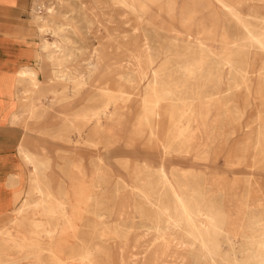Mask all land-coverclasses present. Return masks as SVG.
I'll return each instance as SVG.
<instances>
[{
	"label": "rangeland",
	"instance_id": "1",
	"mask_svg": "<svg viewBox=\"0 0 264 264\" xmlns=\"http://www.w3.org/2000/svg\"><path fill=\"white\" fill-rule=\"evenodd\" d=\"M183 1L160 0L156 4L160 10L152 9L150 16L160 26L166 20L165 26H169L168 20L172 16L179 23ZM171 2L174 3L173 12L168 7ZM252 4L264 3L255 1ZM37 6H42L37 12L45 15V21L40 25L50 27L56 32L55 37L45 36L37 30L34 20ZM51 7L48 13L52 14L47 15V8ZM243 13L248 20L252 19L249 9L245 8ZM211 14L213 10H204L196 14L194 21L201 18L208 21L207 16ZM255 23H251V30L259 35L264 26ZM26 24L30 29L29 38L36 47L35 52L27 53V61L33 60L26 63V67L38 72L40 86L31 87L29 81L20 84L18 101L16 99L6 108L4 121L21 129L20 144L28 143L25 149L35 154L32 162L40 167L34 171V164L25 159L18 148L24 175L22 180L11 177L19 185L16 204L10 209L6 203L7 213L0 218V246H4L0 250V264H60L71 260L82 264V258L69 256L85 254L82 251L85 244L93 249L98 246L97 251L89 250L95 255L88 258L91 264H116V260H120L119 264H203L195 258L197 251L190 253L187 247L190 239L185 234L182 220L175 217L179 226L170 230L164 220L157 228H161L163 234L158 233L156 225L150 222L154 209L136 197L160 194L164 197L159 205H173L172 195L162 184L160 170L163 168L152 167L160 164H166L167 171L163 170L181 197L184 194L196 201L200 199L203 206L217 214L230 230L221 238L225 249L238 254L245 243L244 235L253 230L249 226V216L255 211L264 213V51L253 49L246 40V32L236 28L232 21L227 28L229 43L236 40L238 44L230 45L224 60L235 62L238 72L233 78L225 76L220 88L223 93L208 96L206 89L201 88L202 96L189 111V107H177L175 98L167 95L169 89L153 82L152 73L143 83L138 74L133 83L125 82L123 78L126 72L137 70L133 59L135 52L142 57L145 67L152 60L154 69L164 66L169 72L179 70L180 65L191 60L186 55L192 53L189 44L163 41L145 20L118 6L114 0H33ZM220 26L217 35L222 34L223 27ZM189 33L180 32V35ZM44 40L56 45L48 51L54 58L72 56L71 67L80 75L76 82H66L54 75L47 78L48 68L41 60L45 53L42 49ZM244 47L247 50L251 47L247 59ZM212 49L219 50L218 41ZM194 54L198 59V52ZM94 57L101 58L100 64L95 74L89 75L88 66L95 62ZM208 61L215 62L213 58ZM195 65L191 69L195 71L196 68L195 77L201 78L197 76L199 66ZM227 69L224 66V70ZM50 71H54L53 66ZM79 82L81 86L84 84V88H80L84 91L72 93L80 86ZM146 86H150L149 90ZM82 93H85L86 102H77ZM164 97L168 100L166 103H163ZM71 101L75 103L74 107L68 106ZM132 105L134 110H130ZM195 120L200 127L199 136L190 141ZM171 133H180L185 138L174 139ZM36 180L41 182L42 193L34 191ZM62 204L67 208L68 216L60 209ZM134 204L144 207L143 217L136 212L130 215ZM22 205L25 210L19 214L16 211ZM42 207L47 208L45 217L38 216ZM34 221L39 223L34 224ZM62 227L68 231L64 232ZM120 228L128 230L122 234L117 231ZM50 231L55 233L50 236ZM25 237L30 240L24 241L26 244L36 242L40 248L21 246L19 243ZM52 239L55 243L66 239L75 241L80 250L71 252L57 246L50 249L47 244ZM195 249H198L197 245Z\"/></svg>",
	"mask_w": 264,
	"mask_h": 264
},
{
	"label": "bare ground",
	"instance_id": "2",
	"mask_svg": "<svg viewBox=\"0 0 264 264\" xmlns=\"http://www.w3.org/2000/svg\"><path fill=\"white\" fill-rule=\"evenodd\" d=\"M159 1L160 0H157V1L156 0H114L115 4H117L118 6H121L123 9L131 12L132 14L136 13L140 20H145L148 23V25L151 26L153 33L157 32L158 35L161 36L163 41L169 40L171 42V44L172 43L173 44H177V43L189 44L192 53L186 54V52H185V54L187 56L189 55L187 58L191 59V60H186L182 64V66L179 64L180 67L178 66V63H176L177 66L179 67V70L173 72V70H174L173 69L171 72H169L164 68V66H161L160 68H157V69L152 68L153 67L152 65L154 64V61H152V60H151V62H148L147 67H145L146 65L143 66V61H141L142 57L139 56V54H136V52H135V54L133 55L134 58L132 56L131 57L133 59H135L134 63H137V70L136 71H129L128 73L126 72V74L124 75L123 78H124L125 82L133 83L134 82V76L138 74L140 76L139 77L137 75L139 78V81H141L143 83V81H145L147 79L148 75L150 73H152L154 76V77L152 76L153 82L156 84H161V87L169 89V93L168 94L166 93V94L168 96H169V94H171V96L175 98L176 102L175 101L174 102L177 105V107L179 106V108H180V105L181 106L183 105V106H186L187 108L189 107L188 109H190L189 111H191V109H193L196 106L198 100L202 96V93H200V90L203 87L206 89L205 94L208 96L209 95L216 96L219 93H223V89H220V88H222V86H223V83L225 81V76L233 78L235 76V74L238 72L237 68L234 65L235 62L232 63V62H227L224 60V55L226 54V52H228L227 50L229 49L230 45L231 44H233V45L238 44L237 43L238 41H236V40H235V42L229 43V36L227 34V28L228 29L230 28V23L232 21L235 23L236 28L239 27L246 32V33H244L247 36L246 40L249 41V45L253 49H255V50L257 49L259 51H264V29L260 31L259 35L256 34L257 33L256 31L253 32V30H251V26H252L251 23L254 22V24H257V23H255V21L264 26V4H252V2H255V1L264 3V0H184L183 1V7H182L181 12H180L181 13L180 22L178 23L172 16L168 20L169 26H167V27L165 26L167 20L164 22V25L160 26L157 24L155 19L151 18V16H150V14L152 13V9L158 10V11L160 10L158 5H156L157 2H159ZM41 3H43V2H41ZM41 7L42 6H37V9L35 11L37 12L39 9H41ZM168 7L170 8L171 12L174 11V9H173L174 3L173 2L169 3ZM35 8H36V6H35ZM245 8L250 10V16L252 17V19L248 20V18L245 17V15L243 13ZM43 9L45 11V6ZM50 10H52V7L47 8V15L52 14V13H48ZM204 10H208V11L213 10V15L211 14V16L210 15L207 16L208 21L203 20V18H201L197 22H195L194 19H195L196 14L203 12ZM157 14L160 16L159 12H157ZM41 15L42 14L37 12L36 16L34 17V20L36 21L35 24H37V30L42 34H45V36L55 37L56 32H54L50 27L44 28V26L40 25L41 22L45 21V15L44 16H41ZM176 25L179 26V28L178 27L176 28ZM220 25L223 27V31H222V34L217 35L216 34L217 27H219ZM253 29H255V27ZM180 32H184V33L190 32V33L188 35L184 36V35H180ZM146 34H147V32H146ZM155 36H157V34ZM236 36L237 35H235L234 37L236 38ZM239 39H240V37H239ZM217 41H218V48H219L218 51L212 49L214 43H216ZM52 46H56V45L49 43L48 41L44 40V45H43L42 49L45 53L42 55L41 60H42V63H44V65L48 68L47 78L49 79V75H54V78L56 77L57 79L58 78L63 79L66 82L67 81L76 82V80L80 77V75L77 74L78 71L76 69L71 67L72 62L74 61L72 56L68 55V56L61 58V54H60L61 59L58 60V59L54 58L53 54H49V52H48L49 48H51ZM141 46H143V45H141ZM171 47H173V46H171ZM251 47H250V50H251ZM177 48H178V45H177ZM177 48L175 50H177ZM240 48H242V46ZM244 48H246V47H244ZM142 49H144V48H142ZM157 49H159V48H157ZM190 49H189V52H190ZM139 50L142 51L141 48H139ZM139 50H138V52H139ZM146 50H148V48H146ZM168 50L166 49V51H168ZM250 50H247V48L245 49L244 53H245L246 59L249 58V56L251 54ZM121 52H122V50H121ZM179 52H182V50ZM187 52H188V50H187ZM193 52L194 53L198 52L197 56L200 58V60H198L199 59L198 57H197L198 59H196V57H195L196 54H194ZM54 53H55V51H54ZM169 53H167V54H169ZM234 53H235V51H234ZM57 54H58V52L55 55H57ZM156 54H157V52H156ZM241 57H242V55H241ZM160 58H162V57H160ZM182 58H183V55H182ZM208 58H213V60L215 62H209ZM94 59H95L94 60L95 62L90 63V65L88 66L89 67L88 68L89 69L88 70L89 75L95 74L96 69H97V65L100 64L101 58L94 57ZM155 59L156 58H154V60ZM168 59H166V60L168 61ZM176 59H177V57H176ZM231 59H232V57H231ZM193 64H196L197 66H199V68L197 69V72H200V73L197 76L200 75L199 77H201V78L195 77L196 68H195V71H193L191 69ZM251 64H252V62L249 63L250 66H251ZM51 66L54 67V71H50ZM174 66H176V65H174ZM224 66L228 67V69L226 71L224 70ZM122 68H123V66H122ZM172 68H173V66H172ZM224 72H226V74ZM37 76H38L37 71H34L28 67H22L17 73V85L19 86L23 82L29 81V84L31 87L38 88L40 86V81L37 79ZM140 78H141V80H140ZM152 79H151V81H152ZM195 81H197L198 84H196ZM155 86H153V87H155ZM81 87L84 88V84H83V86H81V83H80V86H78L77 90L73 91L72 93L76 94L77 92H80L81 90L84 91V89H80ZM149 87L146 86L147 89ZM158 92L159 91H157L156 93H158ZM27 93H29V92H27ZM166 94H163V95H166ZM18 96H19L18 94L15 96L17 101H18ZM168 96H166V97H168ZM186 96H188V97H186ZM166 97H164V99L162 98L164 100L163 103L164 102L166 103L168 101V100L165 101ZM120 99H121V97H120ZM168 99L170 100V98H168ZM118 100H119V98H118ZM159 101H158V103H162V101L161 102H159ZM64 102H65V100H64ZM174 102H173V104H174ZM170 105H172V104H170ZM68 106L72 107L73 101L68 103ZM193 124H194V127H192L193 129L191 130V133H190V141L196 140V138L199 136L198 132L200 131V127L198 126V121L195 120L193 122ZM179 131L180 130H178V132ZM176 133H177V130H176ZM171 134L173 135V133H171ZM173 136H174V139L178 138L179 140L180 139L183 140L185 138L180 133H179V135L176 134ZM169 137H171V136H169ZM167 144H168V142H167ZM165 147H166V145H165ZM25 157L28 161H30L31 164H34V162H32V161H34V159L31 158V156H29L27 153H25ZM41 165L43 166V164H41ZM33 166H34V171H38L37 168L40 166H37L35 164ZM160 172H161L162 184L165 187H167V190H168L167 192H169L173 197V205L172 206H166L167 204L162 205V206L159 205L160 202L163 203L161 201V198L164 197L163 195H160V194L157 195L154 193L153 194L150 193V194H141L140 196H136V197H139L142 200V202H144L145 206L154 209L153 210L154 213L151 216L150 222L154 223L156 225L155 231H158V233L161 232L163 234V232L161 231L162 229L160 228L161 229L160 230L157 228L160 227L159 225L164 220L167 221V223H168L167 228L169 230L174 228L175 226H179V221L175 220V217H178V219L182 220V223L184 225L185 234L190 239V241L187 239V241H189V244H187V247L190 250V253L192 251L193 252L197 251V255L195 256V258L198 259L200 261V263L203 262V264H264V213L258 214L255 211L252 215L249 216V226H252L253 230H251L248 234L244 235L245 243L240 248V252L238 254H236L231 249L226 250L224 247V244L221 241V238L223 237V235L229 234L230 230L227 229L225 227L224 223L218 219L217 214L213 213L210 209L203 206V202L200 199H198L196 201L195 198L190 197V196H184V194L182 195V197H183L182 198L179 195V193L175 190L174 185L169 180L168 174L163 169L160 170ZM150 181H151V179H150ZM159 182H161V181H159ZM40 183L41 182L38 180H36V182H34V185H35L34 191L36 193H42V190L40 189ZM145 184H146V182H145ZM153 184H154V182H153ZM148 185L151 186L152 184L149 183ZM157 186H158V183H157ZM157 186H155V187H157ZM159 186H161V184ZM152 190L150 189V191H152ZM156 190H158V189L156 188ZM167 192H165V194ZM192 199H194V200H192ZM134 206H135V204H134ZM134 206H132V211L130 210L131 211L130 215L133 216L134 213L136 212L141 217H143L144 216L143 215L144 207L143 208L137 207V205L135 207ZM123 208L124 207H122V209ZM60 209H61L63 214H65L67 216L69 215L67 213V208L65 205L62 204L60 206ZM24 210H25V206L22 205L17 209L16 212L20 214V213H24ZM45 210H47V208L42 207V210L40 211L41 213L40 214L38 213V216L39 217H45L46 216ZM120 211H122V210H120ZM123 215H125V214H123ZM123 215H122V217H123ZM256 219H260V220L258 222H255ZM101 221H102V217H101ZM171 221H175V224L172 225ZM57 222H59V221H57ZM33 223L35 224V223H39V222L34 221ZM22 228H24V227H22ZM69 228L71 230L73 227L71 225H69ZM175 228H177V227H175ZM255 228L257 230H255ZM62 230L64 232L68 231L64 228ZM127 230L125 228L117 229V231L118 232L120 231L122 234L126 233ZM72 231H74V230L72 229ZM54 233H55L54 231L49 232L50 236L53 235ZM26 240L30 241L29 238L25 237L22 239V242L19 244L21 246H25L26 248H30V247H33L35 245L37 247L39 246V244L37 245L36 242H35L36 244L34 242L33 243L28 242L26 244L24 242ZM101 240L102 239H100V241ZM160 240H162V239L160 238ZM54 241L55 240L52 239V242L50 241L49 244H47V246L50 249H53L54 246H57L58 249L67 248V249H70L71 252H74V250H80L79 247L77 246V243H75V241H71L69 239H66L65 241L64 240L57 241L56 243ZM171 241H173V240H171ZM157 243H159V242H157ZM160 243H161V241H160ZM154 244H156V243L154 242ZM162 244H163V242H162ZM173 244H175V243H173ZM180 244H182V242H180ZM156 245H158V244H156ZM182 245H183V247L185 246L184 244H182ZM196 245L198 246L197 250L195 249ZM125 246H127V245H125ZM153 246L151 248H153ZM180 247H181V245H180ZM39 248H40V246H39ZM1 249H4V246H0V250ZM23 249H25V248H23ZM90 249L92 251H94V250L97 251L98 246H96L93 249V248H91V246L89 244L88 245L85 244L82 247V251L85 254H81V253L77 254L76 253L77 255H75L73 253L69 257L82 258V264H91V262L88 261V258H92L95 255L92 254V251L91 252L89 251ZM118 249H120V248H118ZM177 249H178V247H177ZM126 250H127V248H126ZM123 251L121 250V252H123ZM88 252H90V253H88ZM102 252H103V250H102ZM105 255H106V253H105ZM144 255H146V254H144ZM58 256H60V255H58ZM60 259H62V258H60ZM198 260H197V262H199ZM119 262H120V260L115 261L116 264H119ZM99 263H96V264H99ZM60 264H77V262L75 263L73 260H71L70 262H61Z\"/></svg>",
	"mask_w": 264,
	"mask_h": 264
},
{
	"label": "crops",
	"instance_id": "3",
	"mask_svg": "<svg viewBox=\"0 0 264 264\" xmlns=\"http://www.w3.org/2000/svg\"><path fill=\"white\" fill-rule=\"evenodd\" d=\"M32 2L33 0H0V218L7 213L6 203L10 209L16 204L15 194L19 182L11 177H21L22 180L24 175L22 161L17 154L18 148L31 158L35 155L25 149L27 142L20 144L21 129L4 121L6 108L16 101L15 96L18 94L17 73L22 67H26V63L32 62L33 58L27 61V53L36 51L26 24ZM83 95L85 93L77 97V102H86ZM74 105L75 103L72 107ZM133 108L135 109L132 105L130 110H134ZM152 167L167 171L166 164ZM8 199L11 200L7 201Z\"/></svg>",
	"mask_w": 264,
	"mask_h": 264
}]
</instances>
